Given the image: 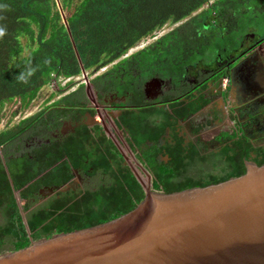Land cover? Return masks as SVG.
Listing matches in <instances>:
<instances>
[{"label":"trees","instance_id":"1","mask_svg":"<svg viewBox=\"0 0 264 264\" xmlns=\"http://www.w3.org/2000/svg\"><path fill=\"white\" fill-rule=\"evenodd\" d=\"M0 6H6L0 7V27L5 29L0 37V123L8 102L19 103L13 119L30 107L43 87L58 78H71L58 88L63 96L50 106L0 130V207L6 219L0 224V253L23 248L54 233L109 221L131 211L145 198L144 184L123 164L119 148L101 126L83 125L68 139H51L49 134L65 117L79 119L87 110L90 96L101 100L110 94L126 97L129 74L123 67L130 57L124 55L131 48L167 24L182 22L133 55L145 61L140 64L142 68L159 67L162 62L168 69L167 76L182 77L188 65L208 60L222 46L221 36L227 25L256 33L264 26V0H0ZM213 28L217 30L209 31ZM215 36L221 39L215 41ZM112 63L113 68L64 95L76 83L73 78L83 73L93 75ZM177 64L179 69L172 70ZM29 70H34L30 76ZM21 74L26 76V83L17 79ZM135 95L141 97L138 92ZM190 101L181 103L182 115L208 102L203 99L187 104ZM177 105L180 103L171 107ZM166 125L168 121L156 126L160 130L143 132L138 130V122L127 120L125 115L118 119L132 152L150 173L148 183L153 190L171 193L203 187L247 171L234 143L211 157L202 156L196 146H158ZM34 135L43 142L26 148ZM162 150L169 161L158 155ZM112 155L119 158L116 169L108 161ZM64 156L70 163L58 164ZM85 159L104 172L118 171L99 187L106 194L100 201L70 209L52 202L24 218L20 205L28 209V199L44 182L69 180L71 166L82 167ZM200 160H211L214 170L199 177L190 175V167Z\"/></svg>","mask_w":264,"mask_h":264},{"label":"flooded vegetation","instance_id":"2","mask_svg":"<svg viewBox=\"0 0 264 264\" xmlns=\"http://www.w3.org/2000/svg\"><path fill=\"white\" fill-rule=\"evenodd\" d=\"M223 30L226 33L221 36L222 46L208 60L188 65L182 77L179 74L174 78L167 76L168 69L162 62L159 67L143 69L140 64L145 61L136 60L133 55L148 45L138 48L128 56L130 58L123 67L129 74L126 97L110 94L101 100L90 96L92 99L86 102V112L79 119L65 117L60 126L50 130V138L68 139L83 125L90 128L101 126L119 148L124 158L123 164L135 174L142 185L140 176H145L146 173L149 177L150 173L132 152L128 138L125 139L127 134L121 130L124 128L118 126L121 115H125L131 122H138V130L143 132L148 129L154 131L156 126L164 125L168 121L166 131L159 136L158 146L161 147L167 144L196 146L202 156L211 157L234 143L238 147L235 152L245 162L246 167L248 162H264V26L257 29V33L252 30L243 32L236 27L230 28L229 25ZM213 38L215 41L221 39L217 36ZM114 63L105 71L113 68ZM177 68L179 69L178 64L172 70ZM89 79L91 78H85V81L78 83V87L90 82ZM73 87L75 84L64 95L77 89H72ZM136 92L141 97H136ZM201 96L208 102L201 109L182 115L181 103L186 99L191 100L187 104L200 103L203 100ZM173 103L180 105L171 107ZM93 112L95 113L92 114ZM174 131L177 135H174ZM42 142L43 139L34 135L26 148ZM125 151L131 152V155H127ZM163 152L164 150L158 155L162 160L169 161L170 157ZM165 157L169 159L166 160ZM118 159V156L113 155L108 158L114 169ZM63 162L70 163L69 157L64 156L58 160V164ZM82 165L71 166V177L65 182H44L38 192L28 199L31 203L28 209L20 205L24 218H27L25 214L28 215L32 210L52 202L63 205V209H70L72 206L78 208L82 203L100 201L99 198L106 194L99 187L105 185L107 179L115 176L118 171L104 172L96 169L89 159H85ZM213 170L211 160H200L188 172L199 177ZM59 187L64 190L58 189ZM106 192L110 193L109 190ZM15 194L20 200L19 191ZM95 207L97 208V204ZM5 220L4 209L0 207V224H4Z\"/></svg>","mask_w":264,"mask_h":264},{"label":"water","instance_id":"3","mask_svg":"<svg viewBox=\"0 0 264 264\" xmlns=\"http://www.w3.org/2000/svg\"><path fill=\"white\" fill-rule=\"evenodd\" d=\"M144 188L131 211L0 253V264H264V164L203 187Z\"/></svg>","mask_w":264,"mask_h":264},{"label":"rangeland","instance_id":"4","mask_svg":"<svg viewBox=\"0 0 264 264\" xmlns=\"http://www.w3.org/2000/svg\"><path fill=\"white\" fill-rule=\"evenodd\" d=\"M181 23L182 22L176 23V24H172V23L167 24L165 27H163L159 31L155 32L154 35L143 39L138 45L131 48L128 51V53L126 55H124V57H128L129 55H131L132 52H135V50H137L140 47L147 46V45L151 44L152 42L157 40V38H159L160 36H162L163 34L169 32V31H171L172 29L176 28ZM27 52H28V49H26L25 54H27ZM110 66H112V64L109 66H106L105 68L101 69L97 73L90 75V76L87 75V73H83L82 75L73 78L76 83H75V87H73L72 89L78 88V86H79L78 83H80V82L82 83L83 80L85 81V78H88V77L93 78L94 76L105 72V70L107 68H109ZM70 80H71V78H58V80L56 82H52V83L46 85L45 87H43L41 89V91L39 92L37 98L30 105V107L27 108L26 110L19 111L17 113V115L15 117H13V119H11L12 113L14 111L18 110L19 103H16L14 101L8 102L5 106V109H4L5 116L0 123V130L7 128V127L13 125L14 123L18 122L19 120L26 118V117H29L33 114H36L37 112L41 111L42 109L50 106L55 100H58L61 96H63L62 95L63 93H61V91H59L58 88L65 86L67 84V82H69ZM55 90H57V91H55ZM90 120L92 121V119H90ZM122 148L124 149V146ZM126 154L130 156L131 152L127 151ZM194 169H197V168H194ZM140 177L142 179L144 186H147L148 175L145 173V176H140ZM25 216L27 217L26 214H25Z\"/></svg>","mask_w":264,"mask_h":264},{"label":"clouds","instance_id":"5","mask_svg":"<svg viewBox=\"0 0 264 264\" xmlns=\"http://www.w3.org/2000/svg\"><path fill=\"white\" fill-rule=\"evenodd\" d=\"M0 7H6V6H0ZM4 34H5V29L2 28V27H0V37H2ZM33 71L34 70H29V72L27 73V75L30 76ZM17 79L20 80V81H22V82H25V83L27 82L26 76L24 74H21L19 77H17Z\"/></svg>","mask_w":264,"mask_h":264}]
</instances>
